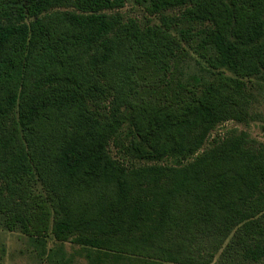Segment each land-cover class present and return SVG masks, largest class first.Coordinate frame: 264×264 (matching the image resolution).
Listing matches in <instances>:
<instances>
[{"label": "trees", "instance_id": "trees-1", "mask_svg": "<svg viewBox=\"0 0 264 264\" xmlns=\"http://www.w3.org/2000/svg\"><path fill=\"white\" fill-rule=\"evenodd\" d=\"M125 1L0 0L1 223L89 264H264V144L242 131L179 166L109 150L126 123L132 153L158 159L248 122L264 0H135L160 22ZM176 7L203 27L175 32Z\"/></svg>", "mask_w": 264, "mask_h": 264}, {"label": "rangeland", "instance_id": "rangeland-1", "mask_svg": "<svg viewBox=\"0 0 264 264\" xmlns=\"http://www.w3.org/2000/svg\"><path fill=\"white\" fill-rule=\"evenodd\" d=\"M118 10L123 13L125 18L132 17L143 22L149 18L153 22H160L157 15H151L144 4L135 0H126L124 6ZM166 13L177 16L175 32L181 27H203L200 21L186 17L183 14V7L169 9ZM200 65H205L203 59L190 51L183 69L187 74L199 73ZM246 80L253 95L251 119L246 123L236 120L221 122L211 130L204 145L198 151L191 154L169 155L158 159L137 156L132 153L133 150L129 146L132 134L128 123H126L121 127L119 137L110 142L109 150L112 156L127 165L179 166L193 160L196 155L217 144L226 136L239 134L242 131L247 132L256 143L264 144V78L253 77ZM155 217L157 214L151 212L150 220ZM218 257V255L215 257V262ZM64 261H66L65 264H89L87 254L81 252L80 246L73 242H60L52 234L38 240L21 231L9 230L0 221V264H62Z\"/></svg>", "mask_w": 264, "mask_h": 264}]
</instances>
